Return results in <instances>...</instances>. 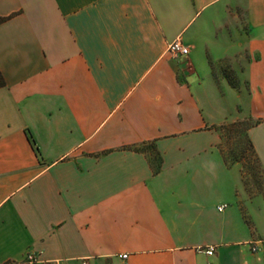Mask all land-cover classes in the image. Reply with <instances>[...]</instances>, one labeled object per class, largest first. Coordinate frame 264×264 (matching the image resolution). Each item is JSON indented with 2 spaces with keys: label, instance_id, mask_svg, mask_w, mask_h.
<instances>
[{
  "label": "crops",
  "instance_id": "obj_1",
  "mask_svg": "<svg viewBox=\"0 0 264 264\" xmlns=\"http://www.w3.org/2000/svg\"><path fill=\"white\" fill-rule=\"evenodd\" d=\"M0 17V264H264V200L216 130L257 121L264 169V0H0Z\"/></svg>",
  "mask_w": 264,
  "mask_h": 264
},
{
  "label": "rangeland",
  "instance_id": "obj_2",
  "mask_svg": "<svg viewBox=\"0 0 264 264\" xmlns=\"http://www.w3.org/2000/svg\"><path fill=\"white\" fill-rule=\"evenodd\" d=\"M225 80L235 85L234 72L225 69ZM254 121L249 117L240 116L223 122L221 125L231 124V132L217 131L219 142L217 151L226 167L235 166L238 171L242 190L246 197L261 196L264 200V169L259 165L249 148L248 127ZM220 126V125H219ZM216 127V130H218ZM148 155L152 166L157 164V157L151 145L142 148Z\"/></svg>",
  "mask_w": 264,
  "mask_h": 264
},
{
  "label": "built area",
  "instance_id": "obj_3",
  "mask_svg": "<svg viewBox=\"0 0 264 264\" xmlns=\"http://www.w3.org/2000/svg\"><path fill=\"white\" fill-rule=\"evenodd\" d=\"M166 52L173 57H184L187 55L188 49L185 45H183L180 42L178 38H176L167 45ZM223 208L224 206L221 205L217 207V210H221ZM251 250L255 251V243L252 244ZM204 253L206 255H211L212 248L206 249ZM120 258L121 259L125 258V255H121ZM23 264H58V263L49 262V261H41L33 253H26L24 260H23ZM82 264H85V263H82Z\"/></svg>",
  "mask_w": 264,
  "mask_h": 264
},
{
  "label": "trees",
  "instance_id": "obj_4",
  "mask_svg": "<svg viewBox=\"0 0 264 264\" xmlns=\"http://www.w3.org/2000/svg\"><path fill=\"white\" fill-rule=\"evenodd\" d=\"M7 18H8V17H0V24H1L2 22H4L5 20H7ZM2 84H3L2 81H0V85H2ZM257 123H258L257 121L253 122V123L248 127L247 130H249L251 127H253V126L256 125ZM232 125H233V123H231V124H225V125H220L217 131L220 132V131H222V130H225L227 133H229V132H231L230 129H231ZM249 148H250L252 154L255 156V159L257 160V157H256V155H255V152H254V150H253V148H252V145H251L250 141H249ZM132 150L138 151V150H141V148L134 147V148H132ZM257 161H258V160H257ZM157 170H158V164H156L155 166H153V172H157Z\"/></svg>",
  "mask_w": 264,
  "mask_h": 264
}]
</instances>
